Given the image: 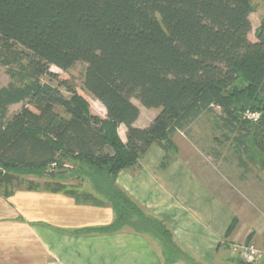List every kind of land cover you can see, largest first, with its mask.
Wrapping results in <instances>:
<instances>
[{
  "label": "trees",
  "instance_id": "trees-1",
  "mask_svg": "<svg viewBox=\"0 0 264 264\" xmlns=\"http://www.w3.org/2000/svg\"><path fill=\"white\" fill-rule=\"evenodd\" d=\"M254 12L251 0H0L1 63L11 80L0 88V194L20 188L22 176L52 179L66 163H79L91 171L115 223L129 219L126 207L143 216L115 185L118 173L137 168L153 144L163 149L165 166L178 152L173 136L216 109L225 139L243 152L251 144L264 158V21L251 40ZM77 62L86 64L83 91L104 107L103 118L50 72ZM132 100L159 110L147 127H134L140 111ZM16 104L21 110L9 117ZM62 189L45 190L73 196ZM156 221L139 224L197 264Z\"/></svg>",
  "mask_w": 264,
  "mask_h": 264
},
{
  "label": "crops",
  "instance_id": "crops-1",
  "mask_svg": "<svg viewBox=\"0 0 264 264\" xmlns=\"http://www.w3.org/2000/svg\"><path fill=\"white\" fill-rule=\"evenodd\" d=\"M140 118L141 113L134 127L142 129ZM117 132L125 143L126 128L121 125ZM177 153L162 166L165 153L153 144L138 160L139 168L118 173L117 188L163 221L178 250L197 264L228 263L231 246L249 235L264 246V213L254 210L249 213L254 217L236 218L246 211L234 210L180 157V148ZM115 219L108 201L88 204L71 195L24 188L7 197L0 194V264H191L161 239L159 245L146 233L118 228Z\"/></svg>",
  "mask_w": 264,
  "mask_h": 264
},
{
  "label": "rangeland",
  "instance_id": "rangeland-1",
  "mask_svg": "<svg viewBox=\"0 0 264 264\" xmlns=\"http://www.w3.org/2000/svg\"><path fill=\"white\" fill-rule=\"evenodd\" d=\"M251 2L255 7V13L251 16L252 32L249 38L254 40V32L261 21L264 20V0H251ZM3 54L0 51V88L6 87L11 82L7 73L8 68L4 67L1 63ZM85 69V63L77 62L67 72H63L56 67H51L50 72L57 74L59 81L66 82L87 101L92 115L103 118L106 113L104 107L91 95L83 91ZM43 81L50 82L46 77L43 78ZM51 84L53 86L57 85L53 81H51ZM60 91L66 98H69V93L63 87H60ZM132 102L139 108L141 113L139 125L147 127L146 125L150 124L159 113V110L146 109L136 100H132ZM21 108V104L8 107V116L11 117L18 113ZM55 111L63 114L60 108H55ZM217 115L218 110L216 109L214 117L209 114L199 117L185 132L176 133L173 136V141L177 148L181 149L180 157L187 158L190 161L194 170L203 177V180L213 188L220 198L231 206H234V210L240 212L246 211V214L237 215L236 218L243 219L247 217L249 219V217H254L249 214L251 211L257 210L264 213V158L251 144L247 146V151L243 152L231 141H227L224 137L227 133L221 128V123L216 117ZM246 115L247 113L244 117ZM247 117L250 118V114ZM175 156L176 154L172 157ZM239 161L244 166H240L238 164ZM137 168H139V165ZM64 170V174L56 175L52 179L47 176L48 174L22 176L19 178L21 182L18 181L15 184L20 187L16 190L27 188L29 185L43 191L45 189L61 187L64 192L72 193L78 202L103 204L104 201H108L104 195L98 193L95 188L96 184L92 182L91 171H89L87 166H79V163L68 162L64 165ZM134 205L143 216L138 217L136 212L126 207L129 219L124 222H116L118 228L125 226L136 230V232L146 233L154 240H159L160 245V235L157 236L152 232L144 231L139 224L141 223L140 220L142 221L144 218L155 219L159 223L160 219L146 214L136 204ZM235 222L230 234L236 228L238 220H235ZM155 226L158 231H161L159 224H155ZM250 238L252 237L249 235L243 241L234 244L245 243L255 246L261 254L257 264H264V248H262L264 246H259L256 242L251 241ZM229 259L226 264H246L243 260L233 255Z\"/></svg>",
  "mask_w": 264,
  "mask_h": 264
},
{
  "label": "built area",
  "instance_id": "built-area-1",
  "mask_svg": "<svg viewBox=\"0 0 264 264\" xmlns=\"http://www.w3.org/2000/svg\"><path fill=\"white\" fill-rule=\"evenodd\" d=\"M250 118H258V115H250ZM231 254L245 262L246 264H257L261 254L253 245L234 244L230 248Z\"/></svg>",
  "mask_w": 264,
  "mask_h": 264
},
{
  "label": "water",
  "instance_id": "water-1",
  "mask_svg": "<svg viewBox=\"0 0 264 264\" xmlns=\"http://www.w3.org/2000/svg\"><path fill=\"white\" fill-rule=\"evenodd\" d=\"M50 175H51V176H54V173L51 172Z\"/></svg>",
  "mask_w": 264,
  "mask_h": 264
}]
</instances>
